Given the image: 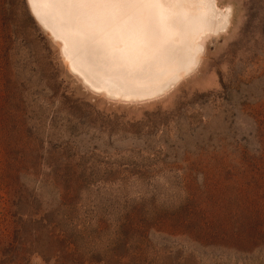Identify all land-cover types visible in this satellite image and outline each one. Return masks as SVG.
<instances>
[{
	"label": "rangeland",
	"instance_id": "1",
	"mask_svg": "<svg viewBox=\"0 0 264 264\" xmlns=\"http://www.w3.org/2000/svg\"><path fill=\"white\" fill-rule=\"evenodd\" d=\"M216 1L197 70L137 103L0 0V264H264V0Z\"/></svg>",
	"mask_w": 264,
	"mask_h": 264
},
{
	"label": "bare ground",
	"instance_id": "2",
	"mask_svg": "<svg viewBox=\"0 0 264 264\" xmlns=\"http://www.w3.org/2000/svg\"><path fill=\"white\" fill-rule=\"evenodd\" d=\"M68 66L122 102L164 98L197 70L231 11L216 0H27ZM203 57V56H202Z\"/></svg>",
	"mask_w": 264,
	"mask_h": 264
}]
</instances>
